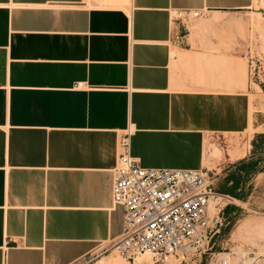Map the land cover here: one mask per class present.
<instances>
[{
    "label": "crops",
    "instance_id": "0c3cea01",
    "mask_svg": "<svg viewBox=\"0 0 264 264\" xmlns=\"http://www.w3.org/2000/svg\"><path fill=\"white\" fill-rule=\"evenodd\" d=\"M252 4L0 0V264H74L118 237L112 168L127 128L143 167L199 169L213 135L245 133L225 153L249 156L248 61L194 43L174 13L205 9L209 28ZM263 228L244 220L231 235Z\"/></svg>",
    "mask_w": 264,
    "mask_h": 264
},
{
    "label": "built area",
    "instance_id": "2783aa9c",
    "mask_svg": "<svg viewBox=\"0 0 264 264\" xmlns=\"http://www.w3.org/2000/svg\"><path fill=\"white\" fill-rule=\"evenodd\" d=\"M207 10L176 12L198 18ZM132 127L118 140L112 168V205L124 210L121 233L112 246L122 257L133 261L148 253L152 264H173L201 252L211 239L209 199L215 191L214 176L199 169L143 167L130 154ZM243 258V257H242ZM205 264L233 262L230 253L211 252Z\"/></svg>",
    "mask_w": 264,
    "mask_h": 264
},
{
    "label": "rangeland",
    "instance_id": "374dc122",
    "mask_svg": "<svg viewBox=\"0 0 264 264\" xmlns=\"http://www.w3.org/2000/svg\"><path fill=\"white\" fill-rule=\"evenodd\" d=\"M174 16L180 27L185 29L183 31L196 33L192 35L194 43H198L201 47L209 45L211 49L229 51L234 56L243 57L248 61L249 98L254 109L251 120L253 133L250 127L248 134L252 133L253 138L258 133H264V0H253L252 6L243 11L223 14L221 20L209 28L203 27L209 12L198 18H192L187 14L174 13ZM244 139L245 133H242L240 136L232 137L231 140L213 135L209 137L210 141H206L207 153L213 155L209 158L207 166L212 167L209 174L215 178V189L222 182L227 171L233 170L232 165L239 160L230 159L225 153V146L239 147ZM261 155L262 171L249 180L251 191L247 199L241 201L228 196L225 198L224 195L219 194L218 210L210 216L215 217L211 223L212 236L208 247L192 257L181 262L178 260L173 264H205L211 252L230 253L233 262L244 260L245 264H264V238L252 231H243L236 237L231 235L232 230L244 220L264 223V152ZM257 156L259 155L256 153L254 157ZM227 204L236 205V208L224 212L223 208ZM261 231L262 229L258 233L262 234ZM241 252L245 254L242 255ZM105 255L114 256L115 264H134L114 250L111 241L99 245L92 254L74 264H101L102 262L97 260Z\"/></svg>",
    "mask_w": 264,
    "mask_h": 264
},
{
    "label": "trees",
    "instance_id": "16d2710c",
    "mask_svg": "<svg viewBox=\"0 0 264 264\" xmlns=\"http://www.w3.org/2000/svg\"><path fill=\"white\" fill-rule=\"evenodd\" d=\"M264 152V133H258L251 139V149L249 156L243 157L235 162L233 170H228L222 182L218 185L215 191L222 196H228L232 199L245 201L251 191L249 180L262 171L260 166L262 153ZM258 154L256 158L255 154ZM231 208H236V205L227 204L224 206V212H228Z\"/></svg>",
    "mask_w": 264,
    "mask_h": 264
},
{
    "label": "bare ground",
    "instance_id": "6f19581e",
    "mask_svg": "<svg viewBox=\"0 0 264 264\" xmlns=\"http://www.w3.org/2000/svg\"><path fill=\"white\" fill-rule=\"evenodd\" d=\"M256 1V0H255ZM254 112V109H253V105L251 103L250 105V115H251V120H252V113ZM212 154H208L207 153V146L205 144L204 146V157H203V167H205L206 169L210 170L212 169V167H209L207 166V164H209V158H212ZM218 199H219V195H216V196H213L209 199V206H208V212H209V215H214V211L215 209L213 208L215 206V204H217L218 202ZM261 233L264 234V228L262 229ZM242 255H244L245 253L244 252H241ZM149 254L148 253H142V254H139L137 255L133 261H131L132 263L134 264H151V261H150V258H149ZM238 260V259H237ZM249 261L251 260V258L248 259ZM233 261V259H232Z\"/></svg>",
    "mask_w": 264,
    "mask_h": 264
}]
</instances>
